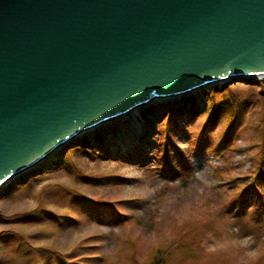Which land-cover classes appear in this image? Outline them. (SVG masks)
<instances>
[{"label":"water","instance_id":"95a60500","mask_svg":"<svg viewBox=\"0 0 264 264\" xmlns=\"http://www.w3.org/2000/svg\"><path fill=\"white\" fill-rule=\"evenodd\" d=\"M264 78V0H0V194L103 124Z\"/></svg>","mask_w":264,"mask_h":264},{"label":"rangeland","instance_id":"374dc122","mask_svg":"<svg viewBox=\"0 0 264 264\" xmlns=\"http://www.w3.org/2000/svg\"><path fill=\"white\" fill-rule=\"evenodd\" d=\"M247 87L240 82L233 84L234 93L247 95L252 106L244 115L240 127L242 133L234 150L227 151L224 160L210 150L219 145L223 125L209 129L204 135L201 152L197 153L195 150L202 142L205 118L191 121L183 117L178 120L179 127L173 125L174 133L169 143V151L177 152L180 157L170 156L176 169L170 178L161 170L159 161L164 156L160 144L164 138L161 131L166 117L162 122V118L157 121L153 117V128L143 130L140 126L141 132L137 131L145 150L144 165L132 156L126 162L118 157L74 156L68 166L44 173L38 180L19 184L16 190L6 192L7 196L0 198L2 257L7 254L11 242L9 223L25 215L43 218L26 220V225L20 222L24 219L17 220L12 230L26 235L46 234L25 243L24 247L31 251V258L36 249L47 248V254L59 251L58 254L67 261L81 258L89 259L87 264H132L130 260L133 259L141 264L153 248L165 241L178 240L181 232H185L188 237L196 234L203 237L208 264H216V261L221 264L223 260L231 264H257L264 257V228L257 229L249 214L222 217L226 206H230L236 196L229 189L238 184L236 179L255 170L254 157L259 152L256 146L260 142L259 127L264 124V103L259 102L256 91ZM202 102L205 104L203 99ZM107 127L108 130L103 131L107 136L104 149L110 145L113 128L119 138L129 135L131 130L122 122ZM131 141L130 138V143L123 149L112 147L113 153L125 152ZM133 144L137 145L134 148L140 146ZM182 165L189 170L181 169ZM218 168L222 174L217 173ZM218 185L223 186V193L219 192ZM88 200L108 204L129 217L126 226L119 229L112 225L106 208H103L106 215L101 213L104 220H97L90 211ZM236 206L237 211L243 206L238 199ZM253 209L256 213L264 207L254 204ZM19 251L10 256L7 264H29L28 259L18 257ZM42 255L39 250V256ZM44 264H50V261L45 260ZM57 264L62 263L57 261Z\"/></svg>","mask_w":264,"mask_h":264},{"label":"trees","instance_id":"16d2710c","mask_svg":"<svg viewBox=\"0 0 264 264\" xmlns=\"http://www.w3.org/2000/svg\"><path fill=\"white\" fill-rule=\"evenodd\" d=\"M253 87H248L250 91L255 89H264V83H259L258 85H252ZM259 86V88H256ZM213 96L209 99V105L207 110L201 115L208 118V124H219L224 123V129L222 133V142L220 146L215 150V153L223 155L225 150L230 148L235 143V139L238 136L240 130V123L244 120L245 111L250 106V101L243 94L244 97H241L234 93L233 88L229 86H224L221 89L217 88L213 91ZM260 101L264 103V91L260 90L257 92ZM218 98V100H217ZM191 106H194V101H191ZM187 110V107L183 109L174 108L168 109L163 107L162 115L168 114V120L164 124V133L165 139L161 143L165 156L163 157V167L165 170H168L172 175L174 172L172 163L170 160L171 152L169 151V132L171 124L181 115H183ZM262 130V140L260 144V151L256 155V169L243 179H239L238 184L231 188V192L236 195L234 201L230 206H226V213L232 212V207L234 202L238 199V202L244 205V208L240 211H236L240 214H246L248 211V206H251V210L254 216L252 217L253 224L257 228H264V209L261 212H256L253 210L254 204H260L264 207V124H261ZM71 151L74 154H86L87 156H95L101 154V150H91L89 148V142L84 140L82 144L76 145L75 148L71 147ZM169 157V160L167 159ZM178 157V155H177ZM179 158V157H178ZM185 171H188V168H184ZM222 188V186H221ZM220 188V189H221ZM95 202V201H94ZM94 214L99 216V213L103 212L99 203H94ZM106 205V204H105ZM104 205V206H105ZM115 218V223L119 227H124L129 220V217H126L120 213H113ZM120 217L123 220H120ZM27 219L21 220L22 225L27 224ZM17 224V223H16ZM11 242L9 244V258L5 262L10 261V256L14 255L18 250H20L17 255L19 258L25 260L29 256L28 251H23L21 248L25 243L30 239H39L41 233H34L26 235L25 233L17 232L16 230L10 231ZM44 254L42 259L38 258V252L35 251V255H32V258L29 259V264H44L45 260L50 261V264H57V261H60L62 264H87L89 259L74 258L70 261H67L66 257H61L58 253L56 254H47L49 249L42 248L40 249ZM132 264H138L133 259L130 260ZM0 264H4L1 262ZM141 264H208V254L204 248L203 237L196 234L193 236H187V233L181 232V237L175 241H165L151 250L145 262ZM217 264V261H216ZM221 264H231L228 260H223ZM257 264H264V257L260 259Z\"/></svg>","mask_w":264,"mask_h":264},{"label":"bare ground","instance_id":"6f19581e","mask_svg":"<svg viewBox=\"0 0 264 264\" xmlns=\"http://www.w3.org/2000/svg\"><path fill=\"white\" fill-rule=\"evenodd\" d=\"M135 114V113H134ZM137 115H134V118H132L131 119V123H132V125H133V127L136 129L137 128V124H139V116H137ZM92 132V131H91ZM91 132H90V134H91ZM118 142V143H117ZM130 143V138L129 137H127L126 138V140H124V141H121V140H115V145L116 146H118V147H121V149H123V148H126L125 146L127 145V144H129ZM115 145H113V148L115 147Z\"/></svg>","mask_w":264,"mask_h":264}]
</instances>
